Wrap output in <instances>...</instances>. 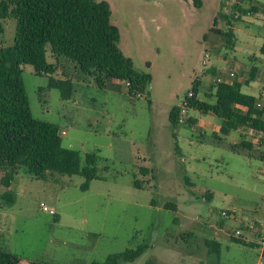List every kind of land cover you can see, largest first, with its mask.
<instances>
[{
	"label": "rangeland",
	"instance_id": "obj_1",
	"mask_svg": "<svg viewBox=\"0 0 264 264\" xmlns=\"http://www.w3.org/2000/svg\"><path fill=\"white\" fill-rule=\"evenodd\" d=\"M100 1L110 6L122 53L150 75L146 93L131 97L118 80L101 88L63 60L53 77L74 82L72 98L63 100L59 89L48 88L49 76L23 66L33 117L59 127L82 167L94 155L95 179L84 191L82 176L37 179L22 167L7 188L0 171V196H15L13 204L0 203V250L23 264L104 263L140 245L147 251L121 264H264V142L254 140L250 158L233 150L241 131L220 134L227 122L212 114L181 112L185 123L170 122L196 81L200 98L208 100L205 92L217 77L208 74L211 68L235 71L248 83L244 64L264 73V0ZM239 10L235 51L225 60L224 39L216 35L212 48L205 36L215 21L227 30L224 16ZM0 24V47H13L16 20ZM47 60L55 63L50 48ZM256 86L242 92L259 97Z\"/></svg>",
	"mask_w": 264,
	"mask_h": 264
},
{
	"label": "trees",
	"instance_id": "obj_2",
	"mask_svg": "<svg viewBox=\"0 0 264 264\" xmlns=\"http://www.w3.org/2000/svg\"><path fill=\"white\" fill-rule=\"evenodd\" d=\"M252 11L256 12L255 8L249 13ZM236 13L233 17L224 16L227 30L218 29L215 21L210 35L205 36V41L212 48L218 45L213 39L216 35L224 39L225 60L235 51V23L243 12L239 10ZM10 18L17 22L14 46L0 47V171L4 173L1 182L9 188L18 170L26 167L31 176L37 179H46L50 174L82 176L85 182L81 188L86 191L95 179L92 168L95 156L88 155L86 166L82 167L80 153L64 147L59 127L33 117L23 81V66H32L38 76H49L48 88L59 89L63 100H70L74 93L71 77H53L63 60L73 64L77 72L93 78L101 88H106L109 81L124 82L131 97L144 95L151 77L136 71L132 59L120 50V33L111 23V9L105 1L2 0L0 20ZM48 48L55 63L47 60ZM261 54L264 55V44ZM208 74L216 77L219 73L211 68ZM232 80L228 84H218L216 80L210 83L208 92H205L208 100L200 98L202 85L196 81L193 93L184 101V108L201 115L212 114L226 121L227 125L220 129L222 135L227 136L233 130H244L246 133H242L241 141L233 150L247 152L250 158H254L257 149L249 140L248 133L252 132L255 138L260 136L259 140L264 142V104H260V99L242 92L243 82L240 78ZM181 111L182 108H173L170 114L173 125L179 124ZM189 122L195 123L192 119ZM14 200L11 191L0 196V203L13 204ZM166 207L175 209L172 204ZM236 242L247 244L241 240ZM147 249L148 246L140 245L122 254L110 255L104 263L91 264L131 263ZM0 264L23 262L19 257L0 250Z\"/></svg>",
	"mask_w": 264,
	"mask_h": 264
},
{
	"label": "crops",
	"instance_id": "obj_3",
	"mask_svg": "<svg viewBox=\"0 0 264 264\" xmlns=\"http://www.w3.org/2000/svg\"><path fill=\"white\" fill-rule=\"evenodd\" d=\"M220 69H221V67L219 68L218 73H221V72H225L226 73V72H228L227 70H224V69L220 70ZM241 71L242 72H246V73H248L251 76V81H249V83L246 81L248 77L245 76V77H243V79H241V81L243 82V86L245 85V86H247V87H249L251 89H255V87H257L256 85L260 84V88H261V91H262L261 95L259 97H256V96H254V97L260 99V104H264V73H262L259 70L258 67H255V66H253L251 64H244L242 69H241ZM228 78H229V76L226 78V80ZM236 79H237V77H236ZM228 83L224 82L223 84H228ZM248 95H250V94H248ZM220 129L221 128H219V132H220ZM238 131H241L240 132L241 134L245 132V131H243L241 129H238ZM248 135L251 138V139L249 138V140L252 141L253 143H254V140H259V138H260V136H256V138H255V136L252 134V132H249ZM254 145H255V143H254Z\"/></svg>",
	"mask_w": 264,
	"mask_h": 264
},
{
	"label": "built area",
	"instance_id": "obj_4",
	"mask_svg": "<svg viewBox=\"0 0 264 264\" xmlns=\"http://www.w3.org/2000/svg\"><path fill=\"white\" fill-rule=\"evenodd\" d=\"M205 57L206 58H211V55L207 53L205 55ZM228 76H230L231 78H235L236 77V72L231 70L230 72H226V73L225 72H221V73H219L218 76H217V78H216L217 83L218 84H223L224 82H226V78ZM127 85H129V84H127ZM138 97L139 98H143L142 96H138ZM181 112L185 114L187 112V109L186 108H183ZM181 123H185V119H183V118L180 117L179 124H181ZM44 211H48V209L45 207L44 208ZM50 212H51V214H54V211H50ZM24 264H27V263H24Z\"/></svg>",
	"mask_w": 264,
	"mask_h": 264
}]
</instances>
